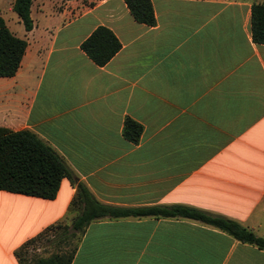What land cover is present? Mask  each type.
Masks as SVG:
<instances>
[{"label":"crops","instance_id":"obj_1","mask_svg":"<svg viewBox=\"0 0 264 264\" xmlns=\"http://www.w3.org/2000/svg\"><path fill=\"white\" fill-rule=\"evenodd\" d=\"M262 2L151 0L146 25L124 0H33L32 30L12 32L27 41L20 67L0 77V126L35 133L103 204L185 205L264 237V44L251 25ZM100 25L121 43L103 66L81 48ZM75 191L69 178L54 199L0 190V264L70 225ZM75 244L71 264H264V250L189 218H100Z\"/></svg>","mask_w":264,"mask_h":264},{"label":"trees","instance_id":"obj_2","mask_svg":"<svg viewBox=\"0 0 264 264\" xmlns=\"http://www.w3.org/2000/svg\"><path fill=\"white\" fill-rule=\"evenodd\" d=\"M124 1L137 22L154 25L155 15L151 0ZM32 2L33 0H14L12 4L13 11L18 15L26 31L32 30L34 26L31 17ZM251 25L254 41L264 44V2L252 5ZM26 48V39L12 33L0 15V77H12L16 74ZM81 48L97 65L103 66L120 50L121 43L109 28L100 25L82 42ZM141 132L140 124L126 119L123 129L125 138L137 141ZM63 178H69L76 187L69 207L75 212L71 224L58 222L49 225L42 232L24 242L15 251L19 264H71L76 244L69 252H54L48 256H28L25 248L58 228L65 231L67 237L78 236L79 239L92 221L105 217L153 216L155 218L194 219L212 225L242 243L264 250V237L256 235L237 221L221 215H212L185 205L123 208L103 204L90 193L84 184L75 182L72 172L63 159L35 133L28 129L15 131L0 126V190L54 199Z\"/></svg>","mask_w":264,"mask_h":264},{"label":"rangeland","instance_id":"obj_3","mask_svg":"<svg viewBox=\"0 0 264 264\" xmlns=\"http://www.w3.org/2000/svg\"><path fill=\"white\" fill-rule=\"evenodd\" d=\"M0 15L3 17L6 26L12 32L20 34L21 30L24 31L23 24L19 20L18 15L13 11L10 0H0ZM77 240L78 236L67 237L65 231L58 228L54 231H50L47 235L42 237L41 240L29 245L25 250L28 256H48L54 252H69Z\"/></svg>","mask_w":264,"mask_h":264}]
</instances>
